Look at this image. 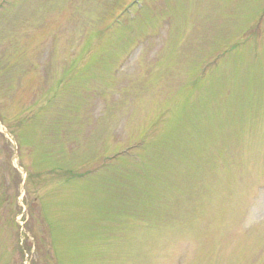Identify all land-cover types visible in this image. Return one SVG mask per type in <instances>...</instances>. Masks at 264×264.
Masks as SVG:
<instances>
[{"label": "rangeland", "instance_id": "rangeland-1", "mask_svg": "<svg viewBox=\"0 0 264 264\" xmlns=\"http://www.w3.org/2000/svg\"><path fill=\"white\" fill-rule=\"evenodd\" d=\"M0 264H264V0H0Z\"/></svg>", "mask_w": 264, "mask_h": 264}]
</instances>
